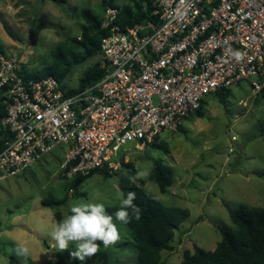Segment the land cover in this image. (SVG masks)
Wrapping results in <instances>:
<instances>
[{
  "label": "rangeland",
  "instance_id": "rangeland-1",
  "mask_svg": "<svg viewBox=\"0 0 264 264\" xmlns=\"http://www.w3.org/2000/svg\"><path fill=\"white\" fill-rule=\"evenodd\" d=\"M0 0V52L18 58L22 69L35 75L54 62L61 46L66 58L82 55L71 40L82 39L88 24L82 17L90 10L99 20L105 16L104 0ZM117 7L135 8L139 0H112ZM96 54L74 64L62 79L65 88L79 89L81 79L99 62ZM253 94L248 82L232 88L222 99L205 97L202 107L180 125L179 131L161 133L155 146L133 147L121 156L110 176L96 173L77 187L60 170L62 148L16 177L0 182V264H137L134 241L124 224L117 223L121 239L110 248L101 246L82 262L73 255L75 244L59 250L52 239L73 204L102 202L119 209L123 188L135 186L164 206L186 209L189 219L176 231L171 250L162 252V264H180L195 246L212 251L222 240L219 227L232 226L231 214L241 205L264 207V97ZM172 171L173 184L162 194L153 179V165ZM63 200L44 207L48 197ZM26 247L29 255L18 249Z\"/></svg>",
  "mask_w": 264,
  "mask_h": 264
},
{
  "label": "built area",
  "instance_id": "built-area-1",
  "mask_svg": "<svg viewBox=\"0 0 264 264\" xmlns=\"http://www.w3.org/2000/svg\"><path fill=\"white\" fill-rule=\"evenodd\" d=\"M147 17L125 28L105 9L100 40L105 75L82 90L55 77L24 75L18 58L0 52V182L62 148L67 179L112 174L133 147L202 107L205 97L248 82L264 89V0H139ZM234 53H239L237 58Z\"/></svg>",
  "mask_w": 264,
  "mask_h": 264
},
{
  "label": "trees",
  "instance_id": "trees-1",
  "mask_svg": "<svg viewBox=\"0 0 264 264\" xmlns=\"http://www.w3.org/2000/svg\"><path fill=\"white\" fill-rule=\"evenodd\" d=\"M58 4H66V0H51ZM105 7L114 5L112 0H104ZM120 10V24L123 28L132 26L136 22L142 21L147 17L148 12H143L141 2L135 5L117 7ZM82 17L88 24L84 29L82 39L74 38L71 40L73 48H81L83 54H74L73 50L68 53L73 57L67 59L63 48L59 46L54 52V62L45 67L35 75L29 74L23 68L25 76L34 79L55 77L59 81L64 79L71 71L74 64L84 62L96 54H100V40L106 34V30L101 29L102 21L98 19L90 10H84ZM106 71L101 68L99 62L90 70L80 81L79 89L82 90L89 85L98 82ZM62 82V81H61ZM74 92V90H71ZM264 97V89L261 92ZM228 93H218L217 96L224 99ZM6 115L4 107H0V151L3 150L5 142L9 138L6 128L1 125V119ZM155 146V143L152 144ZM98 172H94L87 177H77L73 185L80 181V184L87 178ZM110 176L109 173H104ZM264 178V173H263ZM153 179L160 188V192L165 194L167 188L173 184L172 171L160 162L153 165ZM128 192L136 193L135 205L140 208L141 219L134 218L125 225L129 231L134 247L136 249L137 264H162V252L171 250V242L175 237V231L190 217V212L186 209L172 208L164 206L157 198L146 194L141 188L129 186L123 188V195ZM63 200H56L48 197L42 201L44 207L60 206ZM109 214L114 215L118 210L116 207L106 209ZM131 213V209H129ZM62 221L61 215L55 217ZM232 226H222L219 230L222 240L212 251H207L200 246H195L194 252L186 251L180 264H264V207L255 208L241 205L239 211L231 214ZM11 264H15V258L11 257Z\"/></svg>",
  "mask_w": 264,
  "mask_h": 264
},
{
  "label": "clouds",
  "instance_id": "clouds-1",
  "mask_svg": "<svg viewBox=\"0 0 264 264\" xmlns=\"http://www.w3.org/2000/svg\"><path fill=\"white\" fill-rule=\"evenodd\" d=\"M239 58V53H234ZM135 192H128L120 200L119 209L114 215L109 214L102 202H84L73 204L70 214L60 221L52 233V239L59 250H66L75 244L73 253L80 261L93 258L100 250L110 248L121 239L117 223L127 225L132 218L141 219L140 208L135 205ZM131 209V213L129 212ZM18 253L29 255V249L22 247Z\"/></svg>",
  "mask_w": 264,
  "mask_h": 264
},
{
  "label": "water",
  "instance_id": "water-1",
  "mask_svg": "<svg viewBox=\"0 0 264 264\" xmlns=\"http://www.w3.org/2000/svg\"><path fill=\"white\" fill-rule=\"evenodd\" d=\"M80 184V181L76 183L75 187H77Z\"/></svg>",
  "mask_w": 264,
  "mask_h": 264
}]
</instances>
